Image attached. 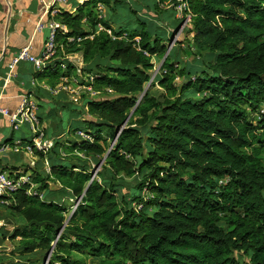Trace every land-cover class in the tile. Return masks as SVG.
Wrapping results in <instances>:
<instances>
[{
  "label": "trees",
  "instance_id": "trees-1",
  "mask_svg": "<svg viewBox=\"0 0 264 264\" xmlns=\"http://www.w3.org/2000/svg\"><path fill=\"white\" fill-rule=\"evenodd\" d=\"M165 1L148 5L156 24L126 0H89L55 18L68 32L57 37L58 58L33 68V78L51 88L62 77L79 78L66 57L80 54L83 75L95 76L87 84L102 97L77 107L65 93L34 88L40 108L51 102L39 116L51 122L47 134L56 141L48 154L35 152L37 194L25 184L0 196L8 211L0 221L18 218L12 231L0 227V243L19 239L26 259L0 255V264H264V0H186L188 45L198 57L184 63L177 47L157 79L165 94L143 96L152 58L165 55L184 20L161 10ZM99 4L137 18L116 23L100 17ZM68 124L70 135L86 130L94 142L64 140ZM2 170L21 176L17 167ZM81 197L68 219L65 199Z\"/></svg>",
  "mask_w": 264,
  "mask_h": 264
},
{
  "label": "crops",
  "instance_id": "crops-1",
  "mask_svg": "<svg viewBox=\"0 0 264 264\" xmlns=\"http://www.w3.org/2000/svg\"><path fill=\"white\" fill-rule=\"evenodd\" d=\"M89 0H68L66 4H58L57 8H60L61 11H67L69 13L74 14L78 8L83 5L85 2ZM141 0H126L132 6V3H139ZM53 0H0V109L7 110L10 113H15L20 104H21V97L24 93L30 92L32 89V81H33V66L29 63L22 62L20 63L15 69L12 70L11 74V62L15 54L22 49L23 47L29 46L31 48L32 54L36 56H40L47 36L50 33V29L48 23L50 21V17L46 13V7H50L52 5ZM159 2V0H155L154 3ZM169 9L168 6L164 5V2L160 4V9ZM151 8L143 7L138 9V16L141 17L143 20L151 23H158V15L152 11ZM108 10L111 9L106 8L104 6L103 11H100L101 16L103 18H113L114 22L125 23V19L117 12L111 14L108 13ZM166 14V12H164ZM167 15V14H166ZM177 19H180V16L176 13L175 15ZM41 24V28L39 25ZM168 31L174 32L177 31V28H169V21L164 24ZM179 36V37H178ZM178 39L181 41L182 33L178 34ZM192 37V35L190 36ZM171 44L169 45L168 49L170 48ZM177 44L172 46V48H177ZM74 59L78 66L83 65V58L82 55L77 54L75 55ZM38 83H45V81H39ZM42 89V88H41ZM64 95L67 96L69 99L68 93ZM60 95V94H59ZM43 102L47 104V109L43 110L40 108V113H49L51 111V102L48 98L43 99ZM72 102V101H71ZM74 103V102H72ZM49 104V105H48ZM77 107L78 104L74 103ZM83 106V105H82ZM89 115H84L83 117L89 119ZM46 128L51 127L50 121H45L44 123ZM28 126V125H25ZM29 128V126H28ZM66 133L64 134L67 137V140H78L77 138H70L68 130L70 129V125L67 126ZM27 130V129H26ZM26 130H22V127L17 130L20 131V137L17 141H21L22 144L28 143L32 137H28V133ZM30 130V128H29ZM15 132L11 126L10 119L5 117L0 112V144L5 143L10 140H15ZM75 135V134H74ZM33 136V135H31ZM54 138V137H53ZM64 139V137H63ZM65 140V139H64ZM67 153V152H66ZM83 154V153H82ZM70 156V154H69ZM80 157V156H79ZM26 158L31 159V163L27 166H22L19 164L21 160H25ZM37 158V160H36ZM63 158V157H62ZM83 159H88L85 155L81 157ZM38 157L36 155H32L29 153H13L8 152L5 154H0V170L3 168H12L17 167L19 171L15 173L20 174H27L30 176L31 170H33L38 164ZM48 162L49 167L50 163L48 159L44 161V171L48 173L46 163ZM32 164L33 167H32ZM31 169V170H30ZM10 174L9 170L6 171ZM50 174V173H48ZM36 186V185H35ZM37 187V186H36ZM50 188L52 190H58L61 188L60 184L50 183ZM13 220L12 218H8L6 221L2 222H9ZM13 224L14 228V223ZM2 227V226H1ZM13 230V229H12ZM3 243H0L2 245ZM2 254V253H0ZM4 255V254H2Z\"/></svg>",
  "mask_w": 264,
  "mask_h": 264
},
{
  "label": "built area",
  "instance_id": "built-area-1",
  "mask_svg": "<svg viewBox=\"0 0 264 264\" xmlns=\"http://www.w3.org/2000/svg\"><path fill=\"white\" fill-rule=\"evenodd\" d=\"M68 0H53L52 5L50 7H46V13L50 17V21L48 23L50 33L46 38L45 45L43 48V51L40 56H36L32 54L31 48L29 46L23 47L20 49L15 56L12 59L10 68H11V74L12 76V70L15 69L20 63L26 62L33 66L35 71H43V69L50 64L54 59L58 58V43H57V37L61 32H68V29L65 25L57 21L55 18L58 17L61 14V9L57 8L58 4H66ZM165 6H168L169 8H173L175 12L180 16V18L184 19V24L187 26L188 23L192 20L191 13L186 12L188 9V5L186 0H176V3L170 4V2H164ZM99 11H103L104 5L99 4L98 5ZM102 17V16H100ZM41 24L39 25V28H41ZM99 29H103L101 26ZM108 33L111 35V31H108ZM176 37V36H175ZM80 40V39H79ZM176 41V40H175ZM137 42H139V39H137ZM175 45V43L173 44ZM172 47L169 49L171 50ZM75 55H68L66 57L67 60L74 63L77 67V74L79 78L76 76H65L61 78L60 84L56 88H51L47 84L44 83H38L36 79H33L32 81V87L37 88L40 87L43 90L51 93L53 96H58L61 94V92L68 93L69 99L77 103L78 97L77 94L80 90H86L90 93L91 97H95L100 95V92H96L92 88V83L95 81V76L88 75L84 76L82 73V66H78L76 61L74 60ZM63 69H66V65L63 64ZM158 71L153 74L151 77V82H155L156 76L158 75ZM163 70L161 71L162 74ZM74 82L76 86L68 85L71 82ZM86 82V83H85ZM91 83V84H87ZM79 90V91H78ZM35 90L32 89L30 92L24 93L21 97V104L18 108V110L15 113H10L7 110L0 109V112L10 119L11 126L13 130H19L23 125H28L30 128V131L32 132L33 136L31 138V141L22 144L21 141L13 142V143H1L0 144V154H5L8 152L13 153H29L32 155H35V152H41L44 154H48L55 146V138L50 137L47 134V128L44 124L45 122H42L39 116L40 111V101L38 97L36 96ZM108 93L112 94V90H107ZM93 99V98H92ZM76 138L78 141H85V142H94V137L92 134H90L86 130H78L75 133ZM116 140H114V144H112L111 148L115 145ZM76 155L80 157H84V154L75 152ZM61 155L63 158H66L69 156L68 153L65 151H61ZM34 164H32L33 167ZM47 171L50 173V167L48 162L46 163ZM99 169L95 168L94 173L92 176V181L97 178V172ZM25 184H31V188L28 191L29 194H37L36 186L32 184L30 176L27 174H21V176L16 179L15 177L10 176V174L6 171L0 170V196L3 195H9L19 189H21ZM41 198H43V194L40 195ZM151 196L146 192L145 200H149ZM70 201L73 203L72 208L73 212H75L80 205L82 201V197L79 199H70ZM135 209L137 211L141 210L143 207V204H135Z\"/></svg>",
  "mask_w": 264,
  "mask_h": 264
},
{
  "label": "rangeland",
  "instance_id": "rangeland-1",
  "mask_svg": "<svg viewBox=\"0 0 264 264\" xmlns=\"http://www.w3.org/2000/svg\"><path fill=\"white\" fill-rule=\"evenodd\" d=\"M154 2H155V0H141V1H139V3L133 2L132 3V7L137 8V9H141V8L147 6V5H149V6L153 5ZM166 2H169V1L166 0ZM170 4H172V3H170ZM169 9H173V8H169ZM169 9H165L164 8V9H161V10H163V11H169ZM108 13L111 14V12L109 10H108ZM122 14L124 15V17H125L126 20H128V19H136L137 18V16L135 14H133V13H127L126 10L122 11ZM180 19L183 20V18H180ZM190 25H191V23H188L187 26H186L184 24V20H183L182 21V24L180 25L179 31L178 32L176 31L177 32L176 37L174 38V40L172 42H170L168 44V47H169L170 44H171L170 47H172L174 43H176L178 45L177 46L178 49H181V52H182L181 60L184 63L185 62H192V61H194V58L198 57V55L195 53V51L191 47H189V45H188V39H190L191 37L190 36H187V30L189 29ZM180 32L182 33V36H181V39L182 40L181 41H179V39H178V37H179L178 34ZM178 49L177 48H171V50L169 51V53H171L172 56L174 57L175 54L177 53V50ZM166 54H167V52L165 53V55L163 57H161V56H154L152 58V62L154 63V66L155 67H154V69L152 71L151 77L157 71L159 73H161V71H162V65L164 63ZM72 55H76V53L75 54L73 53ZM159 73L156 76V79L154 80V81H156V84L154 86H152V82L151 81L145 86L146 93H150L152 96H155V97L163 96L165 94L164 89L162 87H160V85L157 83V79L161 75ZM182 81H183L182 78H180V77L177 78V80H176L177 85H180L182 83ZM68 85L76 86L73 81L70 84L68 83ZM146 93H143L142 95H145ZM77 97L79 99L78 102H77V104H78V106L82 107L85 98L91 97V95H90L89 92H87L86 90H83L82 89V90H80L78 92ZM100 97H102V96L101 95H98V96L91 97V98L96 99V98H100ZM262 110H263L262 112H264V108ZM88 117L90 118V116H88ZM22 130H26V132L28 133V137H32L31 135H33V134L29 130L28 126L23 125L22 126ZM20 135H21L20 134V131H16L15 132V140H14V142H17V140L19 139ZM73 137L76 138L75 135L70 136V138H73ZM66 138L67 137L64 136V139H66ZM112 144H114V141L111 142L110 146H112ZM36 160H37V158H36ZM31 162H32L31 159L26 158L25 160H21L19 162V164L22 165V166H27ZM102 165H103V161L99 164V166L95 165L94 168H97V169L100 170V168H101ZM13 177H15V176L13 175ZM125 191L126 190H124V192ZM145 196H146V194H145ZM43 197H44V194H43ZM65 203L68 205V207H70V211H69L70 213L67 214L68 219H70L71 216L74 213L73 212V208H72L73 203L70 200H68V199H65ZM0 213H1L0 216H4L5 217V216H7L8 211L7 210L5 211L3 209H0ZM17 219L10 220L7 223L0 221V227L1 226H5L8 231H12L13 224L11 222H13L14 224H17L16 223V222H18V221H16ZM0 241H1V238H0ZM18 243H19V239H17V240H9V239L4 240L3 244L0 245V253L4 254V256H7L8 259L11 258L10 259L11 261H25L26 259L24 260V258H22L20 256L19 249H18ZM13 253H14V256H13L14 258H12V254ZM2 254H0V255H2ZM23 263H18L17 262L15 264H23ZM87 264H99V260L98 259L87 258Z\"/></svg>",
  "mask_w": 264,
  "mask_h": 264
},
{
  "label": "water",
  "instance_id": "water-1",
  "mask_svg": "<svg viewBox=\"0 0 264 264\" xmlns=\"http://www.w3.org/2000/svg\"><path fill=\"white\" fill-rule=\"evenodd\" d=\"M175 32H176V31H174V33H175ZM169 51H170V49H168L167 54H166V57L168 56ZM166 57H165V58H166ZM144 93H146V91H145ZM143 96H144V95H143ZM46 264H48V262H47Z\"/></svg>",
  "mask_w": 264,
  "mask_h": 264
},
{
  "label": "bare ground",
  "instance_id": "bare-ground-1",
  "mask_svg": "<svg viewBox=\"0 0 264 264\" xmlns=\"http://www.w3.org/2000/svg\"><path fill=\"white\" fill-rule=\"evenodd\" d=\"M54 196V195H53ZM58 196V195H57ZM59 197H61V196H59ZM57 198V197H56Z\"/></svg>",
  "mask_w": 264,
  "mask_h": 264
}]
</instances>
